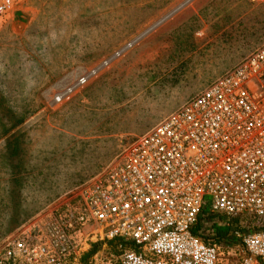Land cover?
<instances>
[{
	"label": "rangeland",
	"instance_id": "1",
	"mask_svg": "<svg viewBox=\"0 0 264 264\" xmlns=\"http://www.w3.org/2000/svg\"><path fill=\"white\" fill-rule=\"evenodd\" d=\"M179 1L25 0L0 28V241L27 235L65 194L264 43V0H195L67 100L51 102L76 67ZM18 137L21 152L11 157L6 146ZM236 217L239 234L263 226ZM221 242L241 259L238 237Z\"/></svg>",
	"mask_w": 264,
	"mask_h": 264
},
{
	"label": "built area",
	"instance_id": "2",
	"mask_svg": "<svg viewBox=\"0 0 264 264\" xmlns=\"http://www.w3.org/2000/svg\"><path fill=\"white\" fill-rule=\"evenodd\" d=\"M24 1L0 0V28ZM193 1L180 0L76 67L51 102L67 100ZM238 215L263 226L239 234L230 225L229 238L242 245L237 261L214 240L212 224ZM43 220L29 224L27 235L2 238L0 264H82L94 243L83 264H264V43L65 194Z\"/></svg>",
	"mask_w": 264,
	"mask_h": 264
},
{
	"label": "trees",
	"instance_id": "3",
	"mask_svg": "<svg viewBox=\"0 0 264 264\" xmlns=\"http://www.w3.org/2000/svg\"><path fill=\"white\" fill-rule=\"evenodd\" d=\"M254 50V49H253ZM243 58V57H242ZM241 58V59H242ZM240 59V60H241ZM239 60V61H240ZM237 63V62H236ZM235 63V64H236ZM233 66V65H232ZM231 66V67H232ZM230 67V68H231ZM228 70V69H227ZM225 72V71H224ZM223 72V73H224ZM222 73V74H223ZM193 96V95H192ZM192 96H190V97H192ZM189 97V98H190ZM188 98V99H189ZM187 99V100H188ZM185 102V101H184ZM19 138L20 137H18V138H14L15 140H13V141H11V142H9L8 144H7V146H6V149H7V151H8V155H10L11 157L12 156H15L16 154H18V153H20L21 152V146H20V142H19ZM18 163H20V162H18ZM207 206H205L204 208H203V210H202V212H203V214L204 213H206L207 212ZM213 214H208V216H212ZM220 218H222V217H220ZM255 219H257L258 220V218H256V217H254ZM230 224L229 225H226V224H218L217 222H215V223H213L212 224V227H213V229H214V232H215V237H214V240H219V241H224V240H228V238H229V234H230V232H231V227H230V225H232L233 226V224H235L236 223V221H237V217L236 216H234V217H232V218H230ZM200 224V223H199ZM199 226V225H198ZM229 239H231V237L229 238ZM97 248H98V243H94L89 249H88V251L86 252V253H84V255H83V257H82V264H83V262H85L86 260H87V258L90 256V255H92L93 254V252L95 251V250H97Z\"/></svg>",
	"mask_w": 264,
	"mask_h": 264
}]
</instances>
